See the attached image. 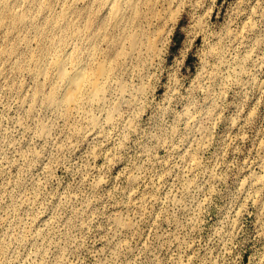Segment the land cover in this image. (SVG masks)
<instances>
[{
	"label": "rangeland",
	"instance_id": "374dc122",
	"mask_svg": "<svg viewBox=\"0 0 264 264\" xmlns=\"http://www.w3.org/2000/svg\"><path fill=\"white\" fill-rule=\"evenodd\" d=\"M119 1L0 0V264H261L264 0Z\"/></svg>",
	"mask_w": 264,
	"mask_h": 264
},
{
	"label": "bare ground",
	"instance_id": "6f19581e",
	"mask_svg": "<svg viewBox=\"0 0 264 264\" xmlns=\"http://www.w3.org/2000/svg\"><path fill=\"white\" fill-rule=\"evenodd\" d=\"M123 3H127L129 7H131L135 18L141 16L138 13L139 8L137 0H120L114 6L113 11L115 17H118L119 20L127 18L121 11V6L123 5ZM131 17H129V19ZM67 62V56L61 55L53 61L52 67L55 72L54 79L56 81V84H62L63 94L66 93L63 102L69 105V107L73 108L82 98L83 92H89L94 95H98L103 90L102 80L108 76L109 72L105 64H101L96 71L91 73H87L83 66H81L80 64H74L72 70L69 71L67 68ZM57 85L56 88L58 89ZM48 99L52 104L57 103V90H52V92L49 94ZM260 185L264 188V180L260 182ZM261 205L262 207H264V203H262ZM261 264H264V258Z\"/></svg>",
	"mask_w": 264,
	"mask_h": 264
}]
</instances>
